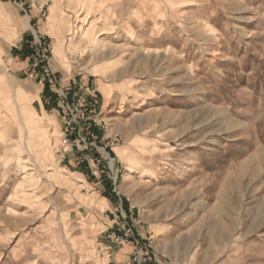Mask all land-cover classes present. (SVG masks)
<instances>
[{"label": "rangeland", "instance_id": "obj_1", "mask_svg": "<svg viewBox=\"0 0 264 264\" xmlns=\"http://www.w3.org/2000/svg\"><path fill=\"white\" fill-rule=\"evenodd\" d=\"M46 73L96 103L97 150L72 157L98 163L54 157ZM258 153L264 0H0V264H103L116 193L139 234L180 224L190 264H264V168L240 170Z\"/></svg>", "mask_w": 264, "mask_h": 264}, {"label": "built area", "instance_id": "obj_2", "mask_svg": "<svg viewBox=\"0 0 264 264\" xmlns=\"http://www.w3.org/2000/svg\"><path fill=\"white\" fill-rule=\"evenodd\" d=\"M46 75L48 76V73ZM48 77L47 89L52 94L51 97H53L54 105L58 109L61 119V136L55 150L56 159L61 162L65 161L69 155L82 153L85 150H97L95 141L96 130L99 128L96 126L100 121L96 120L99 114L95 107L96 103L93 101L86 103L81 97L75 94L70 95L60 86L55 77L50 75ZM116 197L117 205L112 213L114 227L107 237L114 245L132 246L136 252L134 256L137 258V249L142 245L144 239L136 229V221L124 209L123 202L117 193ZM148 254V247H146L144 256H148Z\"/></svg>", "mask_w": 264, "mask_h": 264}, {"label": "crops", "instance_id": "obj_3", "mask_svg": "<svg viewBox=\"0 0 264 264\" xmlns=\"http://www.w3.org/2000/svg\"><path fill=\"white\" fill-rule=\"evenodd\" d=\"M36 4L38 5V3ZM96 133L99 134L98 131H96ZM57 144L58 141L53 147L54 157ZM70 156L72 157V155H69L67 159ZM72 158L74 165L79 166H82V164H84V161L90 160L92 163H98V160H100L99 158H93V156L88 159V156H84L83 154H79L77 158ZM102 160L105 159L102 158ZM66 162H68L67 164L71 165V162L69 160ZM81 176L83 177L84 175ZM110 200L112 199H108V197L106 195L103 196V194L102 196H99L98 200L99 206L103 209L104 212H107V220L105 221L107 223L106 227H102V230L100 229L97 231V233L99 232V235L102 234L104 236V239L105 233L103 232L110 229V231L107 232L109 234L112 230L111 224L114 223L112 219V213L117 205V199L115 201L113 200L114 202ZM123 207L128 211L129 216L132 218L131 210L127 207V205H123ZM155 218L146 217L143 221V225L139 226L138 228L144 241L142 245L137 249V258H135L134 256L136 252L134 251L135 249L132 246L127 244L117 246L107 241L106 243L108 245L103 247L105 251V260L103 261V264H190L192 260H194L195 258L197 259L198 252L196 255V251H194V248L191 244L181 245L180 243H177L175 239L177 235V231L175 230H177L176 228L180 226V224L167 226L164 223V220L163 222H161L162 220L156 221ZM187 233L185 232L183 235L186 236ZM146 247H148V256H144ZM210 253L212 254V252L209 251L203 253L204 256L202 257V259H206L203 261L200 260V264H207L206 261H209V259L211 260ZM196 264H199V259Z\"/></svg>", "mask_w": 264, "mask_h": 264}, {"label": "bare ground", "instance_id": "obj_4", "mask_svg": "<svg viewBox=\"0 0 264 264\" xmlns=\"http://www.w3.org/2000/svg\"><path fill=\"white\" fill-rule=\"evenodd\" d=\"M92 23V22H91ZM94 25V24H93ZM141 29H143L144 27H145V25L143 24V22H141ZM157 28V27H156ZM118 35H120V34H118ZM121 36V35H120ZM109 41V40H108ZM135 43V42H134ZM97 44V43H96ZM141 44V42H140V39H137V41H136V43L134 44V46H137V45H140ZM108 45V42H106V40H101L100 42H98V44L97 45H95V48H94V51L93 52H95L94 54H97L99 51H101V50H103V49H105V47ZM165 58V57H164ZM215 111V110H214ZM191 112V111H190ZM210 112V111H209ZM215 113V112H214ZM215 116V115H214ZM222 119V118H221ZM224 120V119H223ZM213 121V120H212ZM194 122V121H193ZM225 123V122H224ZM229 129H230V127H229ZM239 129V128H238ZM215 132V131H214ZM30 152V151H29ZM254 160H255V163H253L254 162ZM133 164H134V160H132V161H130V163L128 164L129 166H132L133 167ZM186 164V163H185ZM244 167H249V169H250V171L252 172V173H256V174H254V175H257L258 174V172L260 171V170H262L263 168H264V154H262V153H258L257 155H255L253 158H251V159H248V161L247 162H245V165H242V167H241V169L240 170H242ZM240 168V167H239ZM243 171V170H242ZM249 171V170H248ZM261 172V171H260ZM241 176V175H240ZM237 180V179H236ZM236 180H234V181H236ZM248 180V179H247ZM228 181H229V179H228ZM226 182H227V180H226ZM227 186H228V184H227ZM155 189H159V188H155ZM222 189H223V187H222ZM233 189V188H232ZM237 189V188H236ZM248 189V188H247ZM225 191V190H224ZM233 191V190H232ZM246 191V190H245ZM243 192V191H242ZM225 194V193H224ZM228 193L226 192V195H227ZM232 195V194H231ZM223 196V195H222ZM264 199V198H263ZM222 200V199H221ZM258 200V199H257ZM241 201V200H240ZM262 201H264V200H262ZM239 202V201H238ZM261 202V201H260ZM259 202V203H260ZM240 203V202H239ZM257 207V206H256ZM259 207V206H258ZM257 207V208H258ZM256 208V209H257ZM260 208V210H258L257 209V211H259V213H256L255 215H253L254 217H253V221H252V225H254V222L256 223L255 225H257V223H258V221H260V218H259V215H263L264 214V203H262L261 204V206L259 207ZM251 215V214H250ZM251 217V216H250ZM252 220V219H251ZM214 222V221H213ZM215 223H217V222H215ZM224 225V224H223ZM210 226V225H209ZM208 226V227H209ZM222 226V225H221ZM220 226V227H221ZM249 227V226H248ZM254 227V226H253ZM217 228V227H216ZM222 228V227H221ZM218 229H220L219 227H218ZM224 229V228H223ZM254 229V228H253ZM218 231V230H217ZM223 231V230H222ZM249 231V230H248ZM247 231V232H248ZM220 234V233H219ZM226 235V234H225ZM209 237V236H208ZM227 237H229L228 235H227ZM219 238V237H218ZM228 239V238H227ZM220 240V239H219ZM227 241V240H226ZM221 242V241H220ZM187 252V251H186Z\"/></svg>", "mask_w": 264, "mask_h": 264}]
</instances>
